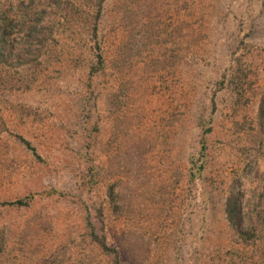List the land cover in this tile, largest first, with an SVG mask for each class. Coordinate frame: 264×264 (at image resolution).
I'll return each instance as SVG.
<instances>
[{
  "label": "rangeland",
  "instance_id": "1",
  "mask_svg": "<svg viewBox=\"0 0 264 264\" xmlns=\"http://www.w3.org/2000/svg\"><path fill=\"white\" fill-rule=\"evenodd\" d=\"M115 257L264 264V0H0V264Z\"/></svg>",
  "mask_w": 264,
  "mask_h": 264
},
{
  "label": "trees",
  "instance_id": "2",
  "mask_svg": "<svg viewBox=\"0 0 264 264\" xmlns=\"http://www.w3.org/2000/svg\"><path fill=\"white\" fill-rule=\"evenodd\" d=\"M96 58H97V60H96L97 64H101V62H102L101 53L98 52L96 54ZM22 140L25 143V145H27L28 147L30 146V144L27 140H25V139H22ZM224 211L226 214V218H227V220H228V222L232 228H234L237 232H239V230L243 229V222H242V217L240 214L241 208H240V205L238 203V198L233 193H231L230 195H228L226 197ZM100 246L103 249L107 248V246L104 242V239L100 241ZM114 264H119L117 257H115V259H114Z\"/></svg>",
  "mask_w": 264,
  "mask_h": 264
}]
</instances>
